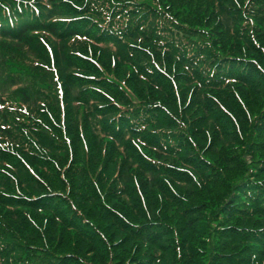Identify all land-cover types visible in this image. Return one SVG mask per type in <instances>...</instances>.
<instances>
[{
  "label": "trees",
  "instance_id": "16d2710c",
  "mask_svg": "<svg viewBox=\"0 0 264 264\" xmlns=\"http://www.w3.org/2000/svg\"><path fill=\"white\" fill-rule=\"evenodd\" d=\"M0 264H264V0H0Z\"/></svg>",
  "mask_w": 264,
  "mask_h": 264
},
{
  "label": "rangeland",
  "instance_id": "374dc122",
  "mask_svg": "<svg viewBox=\"0 0 264 264\" xmlns=\"http://www.w3.org/2000/svg\"><path fill=\"white\" fill-rule=\"evenodd\" d=\"M245 53H246V52H245ZM249 54H250L252 57H254V59H253V60H254V63L257 64V63L255 62V61H256L255 58H258V57H257L255 54H253V53H249Z\"/></svg>",
  "mask_w": 264,
  "mask_h": 264
}]
</instances>
